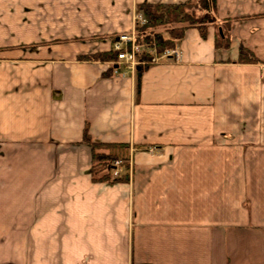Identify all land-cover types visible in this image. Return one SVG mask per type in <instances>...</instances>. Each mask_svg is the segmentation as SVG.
<instances>
[{"label": "crops", "instance_id": "obj_1", "mask_svg": "<svg viewBox=\"0 0 264 264\" xmlns=\"http://www.w3.org/2000/svg\"><path fill=\"white\" fill-rule=\"evenodd\" d=\"M186 1L0 0V264H264V0H216L139 78L88 57ZM86 126L138 148L129 180L92 179Z\"/></svg>", "mask_w": 264, "mask_h": 264}, {"label": "trees", "instance_id": "obj_2", "mask_svg": "<svg viewBox=\"0 0 264 264\" xmlns=\"http://www.w3.org/2000/svg\"><path fill=\"white\" fill-rule=\"evenodd\" d=\"M141 17L135 24V39L142 50L137 52V76L149 64L153 53H162L167 48H173L176 41L182 38L184 32L191 27L198 28L205 35L206 27L216 24V0H188L181 3H139L136 9ZM196 12L200 15L196 16ZM226 25V24H225ZM225 25L222 28H225ZM167 33L168 37H164ZM228 35L217 38L216 47H227ZM117 51L110 50L97 53L90 57L95 60H117ZM87 58V57H86ZM89 59V58H88ZM239 62H257L253 52L244 46L238 48ZM83 140L91 145L92 166L91 175L97 181H112L118 179L112 176L114 170L126 175L127 160L130 155V144L124 142H94L90 139L87 126L83 132ZM121 161L119 166L114 163ZM123 177V176H122ZM127 178V177H126Z\"/></svg>", "mask_w": 264, "mask_h": 264}, {"label": "built area", "instance_id": "obj_3", "mask_svg": "<svg viewBox=\"0 0 264 264\" xmlns=\"http://www.w3.org/2000/svg\"><path fill=\"white\" fill-rule=\"evenodd\" d=\"M142 48L143 47H141V45L136 42L134 35L122 34L118 37L114 44V49L118 52L117 59L132 68H134L137 64L143 63V61L140 62L136 56L137 52H140ZM152 53V61H157L161 58L171 60L172 55L175 54V50L172 48H167L160 54L155 52ZM116 163H118V161H116Z\"/></svg>", "mask_w": 264, "mask_h": 264}, {"label": "rangeland", "instance_id": "obj_4", "mask_svg": "<svg viewBox=\"0 0 264 264\" xmlns=\"http://www.w3.org/2000/svg\"><path fill=\"white\" fill-rule=\"evenodd\" d=\"M5 2H18V0H4ZM197 14H196V16L197 15H200V13H198V12H196ZM138 15H139V13H138ZM83 132H84V130H83ZM137 147L136 146H130V155H129V158H128V160H127V173H126V175H123V174H121V173H119V169H116V170H114L113 171V173H112V176H116V177H118V179H115V180H113V181H127V180H129V178L131 177V174H132V172H133V161H131V160H133V154L137 151ZM147 149V148H146ZM152 148H150V150H151ZM149 150V149H148ZM131 154H132V156H131ZM116 161H118V163H116ZM115 161V165L116 166H119L120 165V163H121V161H119V160H116ZM123 176V177H122ZM127 177V178H126ZM92 179L94 180V181H97V180H95L94 178H93V175H92ZM97 182H99V181H97ZM100 182H103V181H100Z\"/></svg>", "mask_w": 264, "mask_h": 264}]
</instances>
